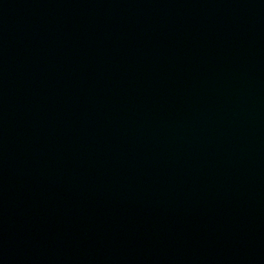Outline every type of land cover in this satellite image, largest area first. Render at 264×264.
<instances>
[{
  "label": "water",
  "instance_id": "1",
  "mask_svg": "<svg viewBox=\"0 0 264 264\" xmlns=\"http://www.w3.org/2000/svg\"><path fill=\"white\" fill-rule=\"evenodd\" d=\"M0 264H264V0H0Z\"/></svg>",
  "mask_w": 264,
  "mask_h": 264
}]
</instances>
